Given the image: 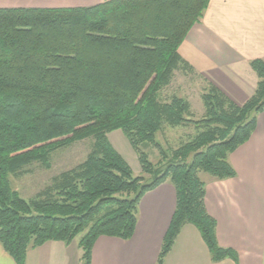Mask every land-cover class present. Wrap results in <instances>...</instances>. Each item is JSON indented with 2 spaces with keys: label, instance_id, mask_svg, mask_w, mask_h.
<instances>
[{
  "label": "trees",
  "instance_id": "16d2710c",
  "mask_svg": "<svg viewBox=\"0 0 264 264\" xmlns=\"http://www.w3.org/2000/svg\"><path fill=\"white\" fill-rule=\"evenodd\" d=\"M210 0H105L91 6L0 7V244L17 264L49 240L77 237L83 264H91L101 235L132 238L143 196L169 182L175 209L157 264H164L182 227L199 230L213 261L238 253L222 246L217 221L205 203L201 173L223 180L237 172L231 154L251 136L264 110V57L250 61L258 76L251 96L237 104L205 81L204 115L190 101L162 90L175 71L194 73L179 53L190 29L202 21ZM195 74V73H194ZM194 126L177 147L158 138L166 128ZM121 129L138 154L134 175L108 134ZM92 139L83 162L61 172L38 195L13 189L52 152ZM159 151L153 163L145 147Z\"/></svg>",
  "mask_w": 264,
  "mask_h": 264
},
{
  "label": "crops",
  "instance_id": "0c3cea01",
  "mask_svg": "<svg viewBox=\"0 0 264 264\" xmlns=\"http://www.w3.org/2000/svg\"><path fill=\"white\" fill-rule=\"evenodd\" d=\"M104 1L0 0V7H75ZM179 53L203 81L243 104L258 82L250 61L264 57V0H210ZM230 161L237 175L223 180L208 176L205 203L217 221L219 243L237 251L238 263L231 258L213 261L199 230L186 223L164 264H264V110L258 113L250 138ZM175 201V188L169 182L147 192L132 238L101 235L93 246L91 264H157ZM81 255L78 240L70 244L49 240L29 249L25 264H83ZM0 264H17L1 244Z\"/></svg>",
  "mask_w": 264,
  "mask_h": 264
},
{
  "label": "rangeland",
  "instance_id": "374dc122",
  "mask_svg": "<svg viewBox=\"0 0 264 264\" xmlns=\"http://www.w3.org/2000/svg\"><path fill=\"white\" fill-rule=\"evenodd\" d=\"M205 81L196 73L185 70L175 71L173 81L162 90V97L168 99L173 93L187 98L191 103L193 117L199 119L204 115L205 106L201 94L205 86ZM196 132L194 126H180L176 128H166L165 132L158 135L159 140L166 146L177 147L182 141H187L188 137ZM111 143L123 155L133 169L134 175H143L148 180L149 175L143 173L142 167L135 149L121 129L113 130L108 134ZM92 139L87 138L74 142L66 147L59 148L52 152L50 166L46 167L39 162H34L27 167V171L20 175H10L13 189L26 199L34 198L39 191L50 185L53 179L61 172L69 170L83 162L91 149ZM168 145V146H169ZM149 158L153 163L159 160V151L152 146L145 147ZM205 180L208 173H201ZM77 237L75 240H78Z\"/></svg>",
  "mask_w": 264,
  "mask_h": 264
}]
</instances>
